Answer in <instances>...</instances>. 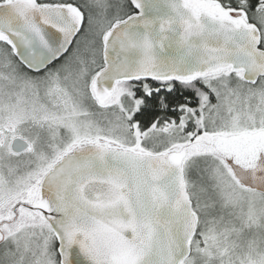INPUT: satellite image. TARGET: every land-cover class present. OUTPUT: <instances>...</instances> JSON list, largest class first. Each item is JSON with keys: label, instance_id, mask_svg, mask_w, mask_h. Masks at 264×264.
<instances>
[{"label": "snow or ice", "instance_id": "1", "mask_svg": "<svg viewBox=\"0 0 264 264\" xmlns=\"http://www.w3.org/2000/svg\"><path fill=\"white\" fill-rule=\"evenodd\" d=\"M0 264H264V0H0Z\"/></svg>", "mask_w": 264, "mask_h": 264}]
</instances>
